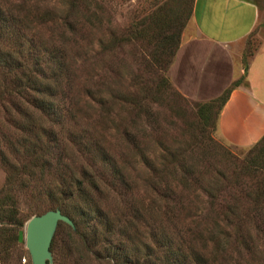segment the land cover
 <instances>
[{
    "label": "trees",
    "instance_id": "obj_1",
    "mask_svg": "<svg viewBox=\"0 0 264 264\" xmlns=\"http://www.w3.org/2000/svg\"><path fill=\"white\" fill-rule=\"evenodd\" d=\"M59 2L62 6L55 10L56 13L50 10L49 14L37 13L32 16L21 10L25 0H0V100L5 98L11 103L16 114L10 111L9 120L21 132V135L15 137L18 136L17 140L24 144L23 149L30 154L32 164L40 166L37 180L41 183L40 191L49 198L46 209L59 207L74 221L75 228L63 221L58 223L67 227L66 246L72 261L75 264H229L232 254L228 244L230 227L235 230V245L232 248L238 256L242 254V246L248 252L255 251L256 245L251 243L252 236L245 233L243 227L249 216L264 218V210L258 213L260 207L264 206V134L250 145L247 159L244 157L233 169L236 175L232 183L239 186L238 194L228 192L227 184L222 187L210 183L203 185L201 169H196L186 161L178 150L164 147L158 154L149 156L133 141L135 154H139L140 161L147 169L142 178L148 199L136 198L134 192L137 190V181L131 178L125 164H120L114 157L102 141L101 133L96 132L88 123L75 127L79 124V112L83 111L84 106L86 110L89 109L91 100L107 110L114 102L113 97H116L112 91L109 98L99 94L98 89L95 94L92 84L84 80L79 98L76 96V67L65 41H76L74 35L79 34L81 28L83 34L85 26L92 27L100 23L101 14L97 9L100 5L95 0ZM192 2L194 4V0ZM185 3L183 0L182 4ZM191 6L190 9H193ZM184 7L181 12H185ZM34 17L37 18L31 24L30 18ZM52 21L59 23L61 28L59 43L50 42L41 32V27ZM184 23L185 19L180 16H154L139 27L131 26V32L125 37L129 40L140 33L151 38L154 46L152 55L156 61L162 62L163 54H175ZM110 42L114 45L116 37H111ZM101 45L103 47V43ZM104 47L107 48L106 45ZM88 55L85 53L81 57L84 59ZM239 84L237 81L232 82V86L211 101L219 100L221 107L230 89ZM160 86L166 88L169 84H158L155 90ZM143 88L146 93L144 95H148L147 86ZM83 95H88L91 100L83 98ZM119 98L137 110L141 108V99H136L134 95ZM6 109L9 110L8 107ZM201 118V136L209 138V127L213 124L209 125V117L204 109ZM72 121L74 124L71 125ZM71 142H79L80 149L90 159L91 165L98 164L100 176L90 172L88 165H81L80 175H77L73 165L64 161L68 143ZM2 158L4 163L16 167L8 157L3 155ZM52 164L54 168L49 169L52 170L51 175L44 182L43 165L47 168ZM246 173L252 177L249 182H245L242 177ZM221 177L226 178L224 175ZM10 179L11 173L8 177ZM194 187H199L204 193V206L192 207L190 195ZM109 188L119 197L124 196L128 203L129 215L124 210V218L122 221L119 219L117 224L98 202L97 195L101 196L103 190ZM241 202H250L258 209L242 212L238 210ZM203 207L204 211L199 213L198 210ZM0 211V221L6 220L13 224L8 229L7 225L0 226V245L8 247L22 240V227L26 221L18 215L13 200L1 207ZM208 214L210 229H217L219 233L214 232L213 237L208 238L213 242L212 245L196 244L192 228L199 224H191L197 223L195 218L199 221ZM140 220L145 221L147 241L143 245H133L131 240H127V243L130 227ZM255 227L260 229L258 222ZM262 234L264 236V231ZM56 241L57 232L50 248L55 246Z\"/></svg>",
    "mask_w": 264,
    "mask_h": 264
},
{
    "label": "rangeland",
    "instance_id": "obj_2",
    "mask_svg": "<svg viewBox=\"0 0 264 264\" xmlns=\"http://www.w3.org/2000/svg\"><path fill=\"white\" fill-rule=\"evenodd\" d=\"M59 1L25 0L24 7L21 10L23 13H28L32 16L37 13L46 15L50 13V10L51 13H56L55 10L62 6ZM95 1H97L98 6L100 5L97 8L101 14L100 23L92 27L85 26L83 34L81 28L79 34L74 35L76 41L65 39L68 51L70 56H73L76 67L78 91L75 94L79 98L81 83L84 80L87 84H92L91 87H93L95 94L98 89V93L107 98H109L111 91L116 97H113L114 102L111 103V108L106 110L100 108L98 102L95 104L88 95H83V98L91 100V106L87 110L84 106L83 111L79 112L77 116L79 124L75 127L78 128L82 124L88 123L96 132L101 133L102 141L107 145L118 162L125 164L131 178L137 181V190L134 193L138 199H148V193L145 190L142 178L145 176L147 169L140 161L139 154H135L134 143L139 144L140 149L143 148V151L149 156L158 154L164 147L176 149L178 153L181 152L184 155L186 161L192 163L196 169H201L203 185L210 183L216 184L214 185L216 187H222L227 184L229 189L226 188V190L228 192L240 193V191H237L239 186L235 182L232 183L236 175L233 169L244 157L247 159L250 146L244 147L230 144L218 136L216 118L220 108L219 100H211L218 98L219 95L224 93L227 87L232 86V82L243 83L244 73L232 79L221 93L209 98H198L191 94L193 93L191 86L185 85L181 87V79L178 78L179 71L174 68L175 54L173 56L163 54V61L158 62L152 55L154 46L151 38H147L148 36L146 35L142 36L140 33H137L136 37L134 35L129 40L125 37L131 32V26L139 27L141 23L149 22L154 16L167 18L168 16H180L181 19H185V23L180 34L179 46L186 36L192 34V27L190 26L192 0H185V4H182L183 0ZM80 6L83 5L80 4ZM183 6H185V12H181ZM36 18H30L32 19L31 24ZM79 21H81V18ZM52 22L42 26L41 32L46 39H50V42L59 43L61 42L59 41L61 39V28L59 23ZM260 34L263 35L264 30L255 29L236 47L238 52L240 51L241 53L240 61L243 68L247 66L250 56L258 48L262 40ZM111 37H116L114 45L110 44ZM101 43H103V47ZM109 45L111 46L108 49ZM85 53L90 55L86 56L84 60L81 56ZM187 70L192 72L190 66ZM158 84H166V86L169 84V86L166 88L160 86V88L155 90ZM144 85L149 89L147 91L148 95H144L146 94L143 88ZM132 95L136 99H141V108L138 110L131 107L132 104H128L124 99L121 100L119 98L121 96L131 97ZM156 99L159 101H156ZM15 100L17 101V96H15ZM110 100L107 99V101ZM21 101H23L22 98ZM202 109L205 110V114L209 117V125L213 124L209 127V138L206 135L201 136ZM10 111H13L12 114H16L11 107V103L5 98L1 99L0 209L6 204H10L13 200L17 207L18 215L24 217L26 221L31 215L44 211L49 205V198L39 189L41 183L38 182L37 177L40 166L32 164L29 157L30 154L23 149L25 148L24 144L17 140L21 132L9 120V117H11ZM70 124L72 125L74 122L72 121ZM70 124L68 123L69 126ZM16 135L18 136L15 137ZM3 155L8 157L16 167L14 168L10 163H4L2 160ZM64 161L73 165L77 175H80L81 165H88L90 172L100 176L98 174V164L91 165L89 163L90 159L80 149L79 142L78 144L77 142L68 143L67 157L64 158ZM23 164L26 166L23 167ZM43 167V179L45 177V180H42L45 182L51 175L52 170L49 169L54 167L53 164L47 168L44 165ZM10 173L11 179L8 180ZM222 175L226 178L223 179ZM242 177L245 182H249L248 180L252 178L250 173H246ZM57 181L60 180L58 179ZM196 187H194L190 195L192 196L191 205L192 207L195 205L204 206L205 195L199 187ZM228 192L226 193L228 194ZM97 197L100 206L108 211V216L113 218L115 224L119 223V219L123 220L124 210L126 215H129V210H127L128 203L124 196L119 197L113 189L103 190L102 195H97ZM240 205L238 210L242 212L247 210L250 212V210L256 208L250 202H241ZM262 210H264V206L260 207L258 213L262 212ZM198 211L199 213L204 211V207ZM195 219L197 223H192L191 226L199 225L192 228L194 231V242L196 244L204 245L206 243L212 245L213 242L208 238H212L213 233H217L218 230L210 229V215L202 217L199 220L200 223L198 218ZM263 219L254 215L252 218L249 216L248 220L244 222L243 230L252 236V242H249L255 244L256 248L255 251L248 252L242 246V254L239 256L232 248L235 245V230L230 227L228 244L232 254L229 264H264ZM254 220L259 223L260 229L255 227L256 222ZM1 225H7L8 229L13 224L2 220L0 221ZM22 230V240H18L14 245L8 247H3V244L0 245V264H31L30 255L24 243V226ZM146 230L145 221L140 220L138 224H133L130 227V237H127L126 241L131 240L133 245L134 243L143 245L147 241ZM56 232L57 241L55 246L51 248L52 261L50 264H75L66 246V241L68 240L67 227L63 223L59 224ZM131 243L130 245H132Z\"/></svg>",
    "mask_w": 264,
    "mask_h": 264
},
{
    "label": "crops",
    "instance_id": "obj_3",
    "mask_svg": "<svg viewBox=\"0 0 264 264\" xmlns=\"http://www.w3.org/2000/svg\"><path fill=\"white\" fill-rule=\"evenodd\" d=\"M190 22L192 34L174 58L180 85L209 98L244 73V82L230 89L218 111L216 132L230 144L250 146L264 134V34L245 68L236 47L255 29L264 30V1L194 0Z\"/></svg>",
    "mask_w": 264,
    "mask_h": 264
},
{
    "label": "water",
    "instance_id": "obj_4",
    "mask_svg": "<svg viewBox=\"0 0 264 264\" xmlns=\"http://www.w3.org/2000/svg\"><path fill=\"white\" fill-rule=\"evenodd\" d=\"M59 221L75 228L72 218L59 207L49 208L31 215L24 224V243L29 252L31 264H50V248Z\"/></svg>",
    "mask_w": 264,
    "mask_h": 264
}]
</instances>
